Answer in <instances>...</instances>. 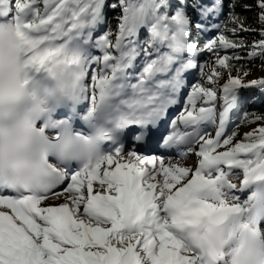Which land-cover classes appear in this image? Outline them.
<instances>
[{"label":"snow or ice","instance_id":"obj_1","mask_svg":"<svg viewBox=\"0 0 264 264\" xmlns=\"http://www.w3.org/2000/svg\"><path fill=\"white\" fill-rule=\"evenodd\" d=\"M5 28L26 66L79 68L86 139L103 144L36 187L0 179V264H205L189 228L264 226L244 198L264 175V75L247 79L264 68V0H0ZM58 116L61 141L75 114Z\"/></svg>","mask_w":264,"mask_h":264},{"label":"clouds","instance_id":"obj_2","mask_svg":"<svg viewBox=\"0 0 264 264\" xmlns=\"http://www.w3.org/2000/svg\"><path fill=\"white\" fill-rule=\"evenodd\" d=\"M15 43L14 31L3 29L0 34V179L36 187L46 179L50 167L62 171L69 163L86 161L101 144L89 143L86 135L76 136L78 125H71L61 141L54 139L60 129L50 126L53 114L62 107L75 105L78 92L69 80L61 78L41 94L34 93L24 83ZM46 123L48 127H45ZM65 150L70 151L74 158H66ZM261 225H264V220ZM229 227L205 221L199 230L207 229V239H194L193 243L205 249H219L227 242L231 245L230 264H264V226L245 230L244 235L236 229L227 239Z\"/></svg>","mask_w":264,"mask_h":264},{"label":"rangeland","instance_id":"obj_3","mask_svg":"<svg viewBox=\"0 0 264 264\" xmlns=\"http://www.w3.org/2000/svg\"><path fill=\"white\" fill-rule=\"evenodd\" d=\"M209 58H210V54L205 55V56L202 57L201 62L202 63L206 62V61L209 60ZM211 59L214 60L215 57H211ZM206 70H207V68H206ZM233 74H235V73H233ZM261 75H264V68H261L260 65H259L255 70L252 71L251 75L247 79L251 80L253 77H259ZM255 127H257V125L241 126L240 131L243 133V132L249 131L251 128H255ZM177 159H179V158H177ZM187 160H190V159H185L184 161H187ZM256 165L257 164L254 163L252 165V167L253 168H258L259 165H257V166ZM257 172H259V171H257ZM54 203H59V202H54Z\"/></svg>","mask_w":264,"mask_h":264},{"label":"bare ground","instance_id":"obj_4","mask_svg":"<svg viewBox=\"0 0 264 264\" xmlns=\"http://www.w3.org/2000/svg\"><path fill=\"white\" fill-rule=\"evenodd\" d=\"M36 72H37V71H35V74H36ZM187 159H190V157L187 158ZM183 162H184L185 164L189 165V166L192 165V164L190 165V163H191L190 160L183 161ZM96 183H97V182L94 181V187L96 186ZM229 225H230V227L228 228V231H227V234H228V235H230L229 232H231V231L233 230V226H232V224L230 223V221H227L226 226H229ZM200 227H201V225H200ZM206 230H207V229H206ZM215 250H216V252L221 253V249H215ZM228 264H230V260L228 261Z\"/></svg>","mask_w":264,"mask_h":264},{"label":"trees","instance_id":"obj_5","mask_svg":"<svg viewBox=\"0 0 264 264\" xmlns=\"http://www.w3.org/2000/svg\"><path fill=\"white\" fill-rule=\"evenodd\" d=\"M259 65H260L259 62H257L256 66L253 70H255Z\"/></svg>","mask_w":264,"mask_h":264}]
</instances>
